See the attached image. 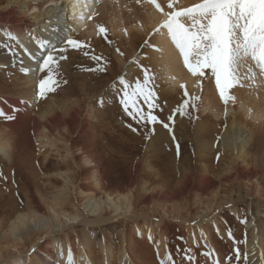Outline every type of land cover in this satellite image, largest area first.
I'll return each instance as SVG.
<instances>
[{"label": "bare ground", "instance_id": "bare-ground-1", "mask_svg": "<svg viewBox=\"0 0 264 264\" xmlns=\"http://www.w3.org/2000/svg\"><path fill=\"white\" fill-rule=\"evenodd\" d=\"M110 1L120 2L0 0V80L5 82L0 83V111L15 117L12 121L0 119V185L5 192L4 197L0 198V211L5 209L7 215L6 222H0V264H53L52 261L68 264L69 253L73 264H111L115 258L117 264H139L130 260L133 251L127 245L128 239L123 233L120 234V248L117 252L111 245L98 242L94 251L98 256L92 252L89 239L78 238L75 244L70 236L74 238L75 228L79 226L93 230L100 225L131 223L139 219L149 221L140 216V207H145V214L153 216L152 209L157 204L163 213L155 224L146 231L136 226L133 228L136 227L134 233L138 239L147 240L154 245L156 251L159 250V259L168 252L167 237L164 235L166 233H162L164 223H175L181 229L188 248H193L188 246L189 243L193 246L200 242L203 247H211L213 250V235L205 221L211 220L210 226L216 236L222 239L221 224L216 213L227 199L220 201L219 189L224 185L246 182V196L256 201L260 198L264 169L260 164L257 165V161L253 163L248 153L264 143V78L259 74L255 84L249 82L244 87L247 91L242 94L234 93L238 106L236 114L230 106H223L214 86L200 90L197 86L198 79L183 69L180 59L178 60L166 39L161 54L157 53V57L153 54L154 57L150 59L152 64L157 62L177 77L171 82L172 91L163 98H173L171 92H179L176 86L181 84L185 85L187 91H191L190 96L201 97L203 94L202 122L186 121L178 125L175 122L171 126V133L160 124L156 125L154 134L151 132L144 158L136 162L125 181L118 175L110 174L108 180L102 176L101 160L93 149V145L103 139L97 136V127L93 125L98 110L80 97H85V90L91 88L84 83H72L76 85L70 86L60 78V84L54 92L49 93L46 99H36V85L45 75L39 72V65L44 57L52 53L59 59V49L68 50L70 47L66 41L72 29H83L88 35H92L96 26L91 20L93 16L88 19L89 14L95 13ZM157 3L160 4L158 1ZM147 16L153 29L163 20L151 5ZM116 29L120 33V28ZM13 36L16 37L15 40L10 38ZM61 65L62 61L59 59V67ZM23 69H27V72ZM255 71L258 73V70ZM137 76L140 80V76ZM63 89L65 92H61L63 94L58 98L57 95ZM103 93L96 95L94 92L91 95L104 102ZM104 96L108 97V94ZM158 101H161L159 96ZM33 105L37 106L31 108ZM65 114L69 115V119L64 117ZM154 114L167 122L164 112ZM209 119L214 122L203 123ZM243 120L246 121L244 125L241 124ZM179 127L184 129L183 135L179 132ZM54 131L58 133L57 138L52 137ZM73 137L82 139V144L76 146ZM34 142L38 152L36 156L31 153ZM87 145L92 146V149L87 148ZM189 145L197 164L190 166L185 161L178 168L175 156L178 155V150L182 153ZM150 157L158 164L160 159L171 162V170L178 178L176 189L172 193L163 180L157 181L156 188L150 190L146 187L143 181L145 177L155 179L157 176L151 169ZM52 158L56 165L49 167L47 164ZM38 160H41L40 164ZM216 160L218 164H214ZM38 176L45 179V184L39 182ZM80 184L84 188H93L96 193L101 192L102 197L96 198L94 192L84 191ZM106 188L111 190L107 191ZM208 193H211L210 200H207L210 202L194 217L190 214L186 218H182L180 213L168 214L164 211V206H161L167 202L172 203L177 196L187 194H190L187 196V206L194 205L197 199L201 202L199 197L208 196ZM260 208V211H264V207ZM258 212L259 210L257 218L261 215ZM230 214L234 215V212L230 210ZM255 219L254 216L249 217L246 226L249 238L254 243L259 238L264 248V237L258 234ZM200 221L205 223L195 226ZM44 241L50 242L55 249L51 262L36 250L32 251ZM248 249L256 254L258 247L248 244ZM192 255L194 256L193 249ZM193 264H196V258Z\"/></svg>", "mask_w": 264, "mask_h": 264}, {"label": "rangeland", "instance_id": "rangeland-1", "mask_svg": "<svg viewBox=\"0 0 264 264\" xmlns=\"http://www.w3.org/2000/svg\"><path fill=\"white\" fill-rule=\"evenodd\" d=\"M45 1L47 0H44V2ZM157 1L160 2L165 11L168 10L167 0ZM195 2H198V0H178V6H191V4ZM43 8H45V6H43ZM149 8L150 4L146 3V0H139V2H137V0H120L119 4L115 1H110V3L106 4L101 9L95 11L96 15H94L91 20L95 23L96 31L92 32V35H88L83 31V29H72V31L70 32L68 39L85 42L86 44L90 45V48L75 50L69 47V49L66 50L63 54L66 58L61 60L62 65L57 69L58 78H61L60 80H63V82L64 80L65 82L67 81L70 86L76 85L72 83H84L88 88H91V90H85V97H80L81 99L84 98V101L86 100L87 103L90 102L89 104L91 106H94V108L98 110V115L93 125L95 128L97 127L95 130L98 132L96 133L97 136L100 138L102 137L103 139L100 140L99 143L96 142V144L93 145V149L97 153L98 158L101 160L102 176L105 179L107 178V180L111 175H118V177L120 179L122 178L123 181H125V179L127 180L128 174L131 173L132 168L136 164V162L144 158V152L150 142V135L152 132L151 128L153 127L139 125L134 120L125 115L121 105L119 104V90L121 87L118 83L119 79L123 77L130 85H134L138 80L137 78H139L137 75L140 76L141 82L143 80V72L141 70V66L149 69V74L153 77L150 86L153 87L154 91L157 93L161 100L158 101L159 107L155 110L154 113L161 111L160 109L162 108V112H164L165 115L164 119L166 120L172 113L173 108L179 105L184 99L183 90L180 88V86H176V89H179V92H171L173 98H163L166 93L172 91L173 87L171 86V82L175 81L177 77L174 73H170V71H168L167 69H163L164 67L157 62L152 64L150 61V59L154 57L153 54L156 57L157 53L161 54V50L166 39L169 43L170 41L166 36V32L153 34L154 29L149 24L147 16ZM113 19L114 21H112ZM99 26H103L106 28L107 39L108 41H111V43H107L102 36L98 35L97 29ZM116 28H120V33ZM146 40H148L149 43L145 44ZM117 48L120 50V53H122V55L117 53ZM172 49L179 60L180 58L178 57V53L175 51L173 46ZM86 52L87 55L85 54ZM93 55L102 56L103 60L97 62L93 59ZM56 59L59 61L57 57ZM180 62L182 63L181 60ZM247 67L248 66L245 65L240 69L241 77L247 76ZM89 69L92 70L90 71ZM184 70L187 72L186 69ZM91 76L92 78L90 79ZM0 83L5 82L0 80ZM241 83L243 84V86L237 85L230 90L229 94L234 97V93L242 94L244 91H247L246 89H244V87L249 83V81L244 78L241 80ZM199 84L201 85L199 86L200 90L202 88L205 89V87L209 86L210 88H212L213 86L215 87L214 82L209 78L200 80ZM184 90L187 91L186 87ZM100 91L104 92V95L108 94V97H105L103 95V97L105 98L104 102L102 101L103 99L98 98L97 96L92 98V93L96 92V95H98L101 93ZM61 92L64 93L65 90L63 89L59 92V95H57L58 98L62 96L63 93ZM187 92L191 94V91L188 90ZM190 94L189 98L193 97V95L190 96ZM78 96L79 95L77 94L76 97ZM88 97H90V99H88ZM202 97L203 94L201 97H199L198 100L192 101L190 103L185 116L180 117L177 114L174 123L176 122L177 124H175L178 125V123H183L186 121L190 123L202 122ZM87 99L90 101H87ZM193 104L195 105V107L192 106ZM36 106L37 105H33L31 106V108H35ZM223 106L226 107V105L224 104ZM227 106H230L234 111H236L237 114L238 106L235 100L229 101ZM68 116V114H65L64 117L69 119ZM182 119L184 120L182 121ZM213 122V119H209V121H205L203 123L207 124ZM245 122L246 121L243 120L241 124L244 125ZM156 125L154 126V128L156 127ZM130 126L137 128L138 131H131ZM245 127L249 128L251 126ZM179 132L183 135L184 129L179 127ZM52 137L57 138L58 133L55 131L52 132ZM72 140H75L73 143H75L76 146L82 144V139L80 140L77 137H73ZM101 142L104 144H101ZM260 142L262 143V141ZM97 143L100 146H97ZM56 145L59 146V144ZM102 145L105 146L102 147ZM86 147L92 149V146L90 147V145H87ZM190 147V145L187 146L185 151L175 156L174 161L176 163H174L178 168H181V163L182 165H184V163L187 162V164L190 163V166H195V164H197V162H195L194 160V155H192L191 153ZM31 153L35 156L38 154L36 142H34L31 147ZM248 153L251 161L253 163L254 161H257V165L260 164V166H262V169H264V143H262L261 147L249 150ZM153 159L154 158L150 157L149 161L151 169L155 171V174L157 176L155 175L156 177L155 179L152 178L153 180L147 179L148 177H145L143 181L146 183V187L150 190L156 188L158 183L157 181L163 180L167 182L165 183L167 189L170 193H172L174 189H176L175 184L178 181V178L177 175L171 170V162L169 163L167 159H160V164H158ZM40 162L41 160H38V164H40ZM55 163L56 161L52 158L47 166L53 167L54 165H56ZM214 164H218L217 160L214 161ZM40 167L41 166H38V168ZM37 178L39 179V182H44L45 184V179L39 176ZM59 184H57V186L61 185ZM245 184L246 182H238L232 185H224L221 187L222 189H219L220 201H224L225 199H227L226 202L223 203V206L219 207V210L216 213L218 221L221 224L220 228L222 239L216 236V232H214L212 226H210L211 220L205 221L209 224L208 230L213 235L212 239L215 248L212 250L211 247H203L200 242L196 243L193 246L189 243L188 246L193 247L192 249L196 258V264L197 262L198 264H214L217 258L219 259L220 264H227L225 258L233 255V247H238L241 253H244L247 249L248 252L252 254L248 249V244L258 247V249L255 251L256 254L253 253L252 255H250V259L252 260V264H259V257L262 253H264V248L261 246L262 241L260 242L259 238L255 239V243L250 240L249 231L246 226L248 225L249 217L251 218V216H254V218H256L255 222L258 223H255L256 226L258 225L257 232L260 236L264 237V211H260V206L264 207V182L262 181V183H260V198L257 201L255 199H249L246 196L247 186H245ZM80 186L82 189H84V191L94 192L96 198L102 197L101 192L96 193L93 188H84L82 184H80ZM2 188L3 187H1L0 185L1 199L5 195V192ZM110 190L111 189H107V191ZM190 194L177 196L176 198H174L175 200L172 203L169 204L167 202L165 205L161 206H164V211H166L168 214L170 213L176 215L180 213V215H182V218H186L187 215L190 214L192 217H194L198 211L204 209L205 206L210 202H207V200H210L209 197L211 196V193H208V196L199 197L202 199H200L201 202H198L197 199L194 205L187 206L188 197L190 196ZM220 201H218L217 204H219ZM227 205H230L232 207L229 208ZM159 206L160 205L157 204L153 207V216L150 213L145 214V207H140V216L142 218H147V220L149 219V221L143 222L144 220L139 219L137 221H133L136 223L120 222L105 226L100 225L98 228H94L93 230L92 228L79 226L75 228L76 235H74V238L73 236H70V239L75 244L78 241V238H83L84 240L89 239L90 247L92 248V252L94 254L96 253L94 251H96L95 248L98 242L111 245L117 252L120 248V234L123 233L122 235H126L124 237L128 239L127 245H130L133 251V255H131L130 258L133 263L138 262L139 264H158L159 256L158 252L154 248V245H151V243H148L145 239H138V237L134 233V229L136 227H140L143 231H146L147 229L151 228L155 224L156 219H159L163 213ZM173 207L174 211L172 210ZM4 210L0 211V222H6L7 215ZM230 210L234 212V215L230 214ZM258 210V213H261V215L257 218ZM242 221H246V223H242ZM205 222L200 221L195 226L204 224ZM133 226L136 227L133 228ZM162 226V233H166L164 235L165 237H167V251L170 252L174 257L175 264H182L181 257L183 256V253L178 252L177 249L188 248L183 236L184 234L182 233L181 229L177 228V225L175 223H164V225ZM229 232L232 234V237H234V240L228 237L227 233ZM181 236L183 237V240L179 239ZM245 238L246 243L244 242ZM180 240L181 242H179ZM153 242L154 241H152V243ZM35 250L37 251V253H40L43 258L50 262L52 261V258L55 254L54 247L50 242L47 243L46 241L39 244ZM203 252H211L214 257H206L202 254ZM96 254L95 256H98V254ZM185 262L187 261L184 260L183 264ZM52 263L60 264L58 261H52ZM111 264H117V259L115 258V260H113ZM232 264H236V262L233 260ZM240 264H244L243 260H241Z\"/></svg>", "mask_w": 264, "mask_h": 264}, {"label": "snow or ice", "instance_id": "snow-or-ice-1", "mask_svg": "<svg viewBox=\"0 0 264 264\" xmlns=\"http://www.w3.org/2000/svg\"><path fill=\"white\" fill-rule=\"evenodd\" d=\"M146 3L163 17L153 34L166 32L167 38L182 61L183 68L192 77L198 78L197 86H201L200 80L209 78L214 82L215 90L224 105L227 106L229 101L235 99L229 92L237 85L243 86L242 79L246 78L250 84H255L257 77L255 70H258L259 76L264 78V0H198L191 6H178V0H167V11L157 3V0H146ZM94 15L96 13H90L88 19ZM80 18L83 19L82 16ZM97 33L107 43H111L107 39L105 27L99 26ZM10 38L16 39L14 36ZM66 43L75 50L90 48V45L85 42L73 39H68ZM147 43H149L148 40L145 41V44ZM65 51L64 48L59 49L60 60L66 58L63 55ZM116 51L122 55L118 48ZM85 54L87 55V52ZM93 59L100 62L103 57L93 55ZM245 65L248 66L247 76L241 77L240 69ZM58 68L59 61L56 56L48 53L39 65V72L45 75L36 85L37 100L46 99L47 95L59 86ZM141 70L142 82L137 80L134 85H130L123 77L119 79L118 83L121 86L119 104L125 115L137 124L153 126L151 128L153 134L156 124H160L171 133V125L174 124L177 114L180 117L185 116L190 103L198 100L199 97L189 98V93L184 90L185 85L181 84L184 99L173 108L167 122H164L154 114L159 105L158 95L150 86L153 77L149 74V69L141 66ZM23 71L26 73L27 69ZM192 106L195 107L194 104ZM225 115H227L226 111ZM0 119L12 121L15 117L0 111ZM131 131L137 132L138 129L131 127ZM227 235L234 240L230 232ZM179 239L183 240V237ZM244 242L246 243V238ZM32 251L34 252L35 249ZM177 251L183 253L182 264L184 260L187 264H193L195 257L192 255V249L183 248ZM232 253V256L225 258L227 264H232L233 260L236 264H240L241 260L244 264H252L250 259L252 254L247 249L241 253L238 247H233ZM202 254L206 257L212 256L211 252ZM68 264H73L71 253H69ZM158 264H175V259L170 252H166L164 257L159 259ZM214 264H220L218 258ZM259 264H264V253L259 257Z\"/></svg>", "mask_w": 264, "mask_h": 264}]
</instances>
